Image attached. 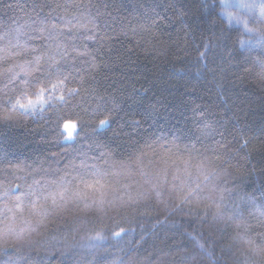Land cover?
Segmentation results:
<instances>
[{
    "label": "trees",
    "instance_id": "obj_1",
    "mask_svg": "<svg viewBox=\"0 0 264 264\" xmlns=\"http://www.w3.org/2000/svg\"><path fill=\"white\" fill-rule=\"evenodd\" d=\"M73 5L94 22L90 36H68L60 61L79 94L61 106L57 84L51 107L0 121V210L15 217L0 221L13 226L0 232V264H264V20L250 21L252 36L227 22L221 0H0V33L71 17ZM32 35L45 55L48 41ZM98 96L109 101L103 114ZM102 118L110 127L99 131ZM65 123L77 126L72 141ZM85 159L127 173L110 177L111 203L29 208L34 177L58 178ZM165 160L167 180L154 187L142 172ZM185 167L180 189L172 176ZM97 231L103 247L93 248Z\"/></svg>",
    "mask_w": 264,
    "mask_h": 264
},
{
    "label": "snow or ice",
    "instance_id": "obj_2",
    "mask_svg": "<svg viewBox=\"0 0 264 264\" xmlns=\"http://www.w3.org/2000/svg\"><path fill=\"white\" fill-rule=\"evenodd\" d=\"M240 8L248 7L239 2V0H221V7L224 9L222 13L225 15L233 5ZM56 8L63 7L68 9V5H55ZM72 8L76 15L71 17L65 16L57 20L55 23L43 22L39 26L33 27L30 24L18 25L15 30V35L8 33H0V41H3L5 36L8 37L6 43H0V78L4 83V89L0 90V121L10 122L15 116L26 115L34 113L37 105L48 103L51 107V102L47 100L46 93L54 92L57 89V84L64 86L65 93H61L58 97H54L60 102L61 106L73 95H78L76 88L68 89V85L76 83L75 80H70L64 74L61 68L60 61L65 59L68 54L67 38L69 35L86 32L89 36L92 33L93 20L88 14L84 12L83 5H73ZM261 16L264 17V7L261 8ZM229 22L231 20L228 14ZM246 30H249L246 28ZM39 33L40 38L47 40L48 43L44 45L45 55H36V48L29 45V41L34 38L33 33ZM47 33L45 36L44 34ZM243 45V41H241ZM205 52L209 50V46L205 45ZM29 53L33 55L29 56ZM81 56L84 52L79 53ZM205 55L201 53V57ZM19 57V59H16ZM47 60V65L41 67V61ZM39 73L38 75H33ZM31 77V79H30ZM53 81H56L55 83ZM51 85V87H49ZM82 87V85H81ZM35 90V91H33ZM37 96L36 100L31 98L27 102L22 100L27 96ZM98 105L97 113L103 114L107 111L108 99L103 96H98L95 101ZM59 126V125H58ZM110 127L108 118L99 119L98 130L103 131ZM64 129L69 130L67 140L72 141L75 136L79 135L76 125L64 124ZM64 134L63 132L61 133ZM171 152L172 149L169 148ZM105 156L107 154H104ZM107 163V161H105ZM169 166L167 161L152 175L143 173L147 177L148 182L153 186L166 181L168 177ZM127 173L119 169H107L98 164H89L87 160H82L80 165L72 164L70 171L65 175L54 179H38L33 178V184L29 187L24 196L28 197V206L38 215H46L47 209L45 204L51 202L54 205H62L69 200L85 201L84 206L90 207L87 203L91 198V202L97 207L103 208L106 204L111 203L108 200V195L113 189V184L110 177L126 176ZM190 176L189 169H183V175L174 169L172 180L178 182L180 189L188 187V182L185 177ZM175 186V185H174ZM19 187V186H18ZM127 187V185L125 186ZM15 191V190H14ZM14 193L4 192L3 197H7ZM18 210L22 209L23 204L18 203ZM9 212L11 219H15L11 210L4 208L0 210V221L5 219L3 212ZM13 231L11 224L4 225L0 228V232L7 234ZM127 235L125 229L120 228L118 231H113L112 238L119 242ZM19 238V237H18ZM90 241L95 243L91 247H103L104 236L102 232H95L89 236ZM122 264V262H121Z\"/></svg>",
    "mask_w": 264,
    "mask_h": 264
},
{
    "label": "rangeland",
    "instance_id": "obj_3",
    "mask_svg": "<svg viewBox=\"0 0 264 264\" xmlns=\"http://www.w3.org/2000/svg\"><path fill=\"white\" fill-rule=\"evenodd\" d=\"M240 3L247 5L248 7L240 8L236 6V4L233 5L231 9L228 10V13L225 15L222 14V16L229 22L228 14H230L231 20L230 24L239 26L241 29L244 30V32L247 34H250L252 36L256 35L254 33V30L250 26V21L255 19H261L264 20V17L261 16V8L264 7V0H239ZM224 12V9H222V13ZM249 29V30H246ZM250 42V44H252ZM42 105H37L36 109L41 108ZM70 124V123H69ZM69 130H66L68 133Z\"/></svg>",
    "mask_w": 264,
    "mask_h": 264
}]
</instances>
